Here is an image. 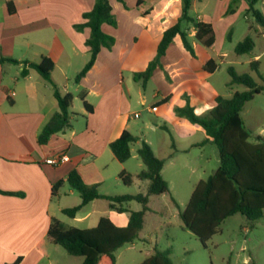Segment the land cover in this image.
<instances>
[{"label": "crops", "instance_id": "1", "mask_svg": "<svg viewBox=\"0 0 264 264\" xmlns=\"http://www.w3.org/2000/svg\"><path fill=\"white\" fill-rule=\"evenodd\" d=\"M232 1L192 0L190 15L212 25L215 43L205 47L194 41V57L177 36L161 60L163 68H158L143 88L133 75L147 68L164 31L181 18L182 0H109L117 27L103 24L102 29L115 37V45L112 49H101L94 66L79 82L76 76L90 58L86 41L91 30L86 27L79 31L75 26L85 22L83 15L93 9L95 0H0V58L20 61L0 63V264H57L53 252L59 245L48 237L53 218L78 228L77 224L92 219L93 211L84 213L88 208L107 207V214L100 216L97 224L102 217H108L119 227L128 224L131 212L128 207L134 201L115 204L116 208H112L109 200L97 199L84 206L74 218L65 215L63 209L71 207L62 203L59 189L68 184L64 183L55 194L53 186L66 181L72 171L85 184L96 185L102 195H127L128 186L119 174L129 173L132 183L140 180L137 175L144 164L138 149L142 141L151 146L158 158L166 160L162 171L165 180L167 168L174 176L186 173L188 177L199 174L208 178L217 170L218 167L208 172L211 154L219 166L217 146L201 126L177 116L174 109L189 102L197 114L205 113L216 105L217 97H230L236 92L224 94V86L218 79H212L221 64L239 62V55L236 52L231 55L227 50L226 41L233 40L235 31H244L239 24L243 15L247 22L250 18L246 14V0H240L236 10L228 13ZM263 29L256 22L249 24V32L264 37ZM194 35L192 27L190 36ZM43 57L55 64L51 81L36 69L21 75L24 61L39 63ZM210 60L215 64L207 68ZM255 60L260 63V55L248 62ZM125 73L129 79H125ZM55 87L62 95L73 96L71 126L41 145L38 141L41 129L60 110L54 96ZM148 93L154 103L146 110L154 116V121L147 128L167 132L171 141L163 136L157 142L146 134L137 136L133 132L134 120L141 118L136 102L144 105ZM83 94L92 106L91 113L83 105ZM166 98L168 101L160 104ZM76 99L81 103L78 109ZM153 106L158 107L156 112L149 111ZM135 113H140V117L135 118ZM125 130L139 139L135 143L140 146L135 151L131 148L130 159L137 160L134 170L128 167L130 159L120 163L110 148ZM59 155L67 156L68 160L56 164L46 162ZM140 182L143 193H147L150 182ZM74 194L70 187L64 197ZM153 196L159 195L150 196L145 222ZM80 203L81 199L74 206ZM118 208L125 210L120 212ZM67 219L77 224H68Z\"/></svg>", "mask_w": 264, "mask_h": 264}, {"label": "trees", "instance_id": "2", "mask_svg": "<svg viewBox=\"0 0 264 264\" xmlns=\"http://www.w3.org/2000/svg\"><path fill=\"white\" fill-rule=\"evenodd\" d=\"M182 1L181 18L164 31L157 51L147 68L133 75V79L140 82L143 88L146 87L154 72L158 68H163L161 60L177 36L181 38L185 49L194 57L196 56L194 41L205 47H211L215 43L212 25L198 21L190 15L192 0ZM239 1H232L228 13L236 10ZM246 2L248 4L246 14L252 13L256 24L264 27V14L254 9L257 0H246ZM8 6L9 11L12 12L10 1ZM83 17L85 22L76 25L75 28L79 31L86 27L90 28V37L86 41V45L90 48V58L76 76V82H79L91 70L101 49H112L116 41L115 37L106 34L102 29L103 24L117 27V19L109 0H95L93 9L84 13ZM192 27L195 29L194 37L190 36ZM254 48L255 40L248 35L237 43L235 52L238 55L248 54ZM6 61L20 63L14 59L0 58V63ZM23 64L25 68L21 73L22 76H26L29 69H36L44 79L51 81L55 64L50 58L43 57L39 63L24 61ZM213 64H215L214 60H210L207 68ZM259 65L258 60L250 63L251 69L256 72H259ZM228 71L232 76L231 84H243L247 90L236 91L230 97H217L216 105L203 115L197 114L189 102L183 107L174 109L177 116L201 126L219 151L220 163L217 170L207 180H201L196 184L188 203L180 212L185 228L191 231L204 246L220 232L223 221L231 216L241 214L251 221L264 218V137L258 136L255 141H251V133L241 117L244 106L263 92L264 86H259L248 73L237 74L233 67H229ZM54 96L60 110L53 114L41 129L38 135L41 145H46L54 134L63 132L71 126L72 94L62 95L55 87ZM81 99L86 111L91 113L92 106L85 100L84 94ZM167 101L168 98L160 104ZM138 140L125 130L110 144L111 150L120 163H125L131 158V145ZM138 155L144 164V169L137 177L150 182L147 193L105 196L98 191L96 185L85 184L76 171L70 172L66 181L61 180L53 186V194L64 183L79 193L81 203L63 209V213L71 218H74L84 206L97 199L109 200L112 208H116L115 204L131 201H137L142 205L141 210L130 212V219L125 227L116 226L108 217H102L97 226L86 229L69 227L53 218L48 237L69 254L82 257L81 264H117L116 251L139 238L144 227L145 214L149 210L150 196L162 195L170 191L169 183L162 175L166 160L158 158L145 141H142ZM119 177L125 185H131L132 176L129 173L122 171ZM123 210L125 209L118 208L120 212ZM169 253V250H155L154 254L140 264H171ZM244 264L257 263L251 261Z\"/></svg>", "mask_w": 264, "mask_h": 264}, {"label": "rangeland", "instance_id": "3", "mask_svg": "<svg viewBox=\"0 0 264 264\" xmlns=\"http://www.w3.org/2000/svg\"><path fill=\"white\" fill-rule=\"evenodd\" d=\"M263 1L257 0L254 9L264 14ZM243 16L239 24L244 28V31H235L233 40L226 41V48L231 52V55H235L237 43L248 35L254 38L256 47L248 54L239 55L238 63L220 65L212 79H218L219 83L224 86V94L247 90V87L243 84H226L232 81V76L228 71L229 66H232L237 74H250L259 86H264V37L254 31L249 32V24H254L255 22L252 13L249 14L250 19L248 22ZM262 32L264 33V29ZM256 55H260L259 72L253 71L248 62L250 58H254ZM125 79H129L128 73H125ZM146 98L147 102L144 105H141V101L136 102L135 108L141 112V118L134 120L133 132L137 136L146 134L157 142L161 141L163 136L164 139H170L171 141L170 134L167 132L161 130L153 132L147 128L154 121V116L149 114L146 109L154 103V99L151 93H148ZM75 103L76 109H78L79 105H81L79 99H76ZM209 111L199 115L206 114ZM241 117L251 133V141H255L258 136L264 137V91L256 95L253 100L244 106ZM171 134L174 135L175 133L172 131ZM138 146L140 145L132 143L131 148L135 151ZM128 167L131 170L136 169L137 160L130 159ZM217 167L218 164L215 157L211 154L208 172L215 170ZM164 176L166 180L170 181V193L153 196L150 203L151 211L146 216V222L139 238L133 243L125 244L116 251L117 264H140L148 256L154 254L155 250H169L171 264H244L251 261L257 264H264V218L251 221L241 214L231 216L223 221L220 225V232L214 235L204 246L191 231L185 228L180 212L188 203L194 185L199 178L207 180L208 177H199V174L188 177L189 175L186 173L181 174V176H174L169 168L165 170ZM133 181L126 188V192L132 195L143 193L140 180ZM59 190L62 203L66 206L72 207L80 202L81 197L77 192H75L74 196L64 197L65 194H69V185L61 187ZM57 201L58 197L55 198V204ZM100 203L106 205L104 201ZM128 208L131 211H138L141 210L142 205L134 201L130 203ZM88 211H93V217L86 223L77 224L68 219L67 223L77 224L76 226L81 229L95 227L98 218L106 215L108 208L97 210L88 208L84 213ZM53 257L57 259V264H81L83 261L82 257L69 254L61 246L53 252Z\"/></svg>", "mask_w": 264, "mask_h": 264}, {"label": "built area", "instance_id": "4", "mask_svg": "<svg viewBox=\"0 0 264 264\" xmlns=\"http://www.w3.org/2000/svg\"><path fill=\"white\" fill-rule=\"evenodd\" d=\"M158 110V107H156V106H153V107H151L150 109H149V111H151V112H156ZM134 117L135 118H139L140 117V113H135L134 114ZM68 160V157L67 156H65V155H59L58 157H57V159L55 158H53V159H48L46 162L48 163V164H56V163H59V162H65V161H67Z\"/></svg>", "mask_w": 264, "mask_h": 264}]
</instances>
